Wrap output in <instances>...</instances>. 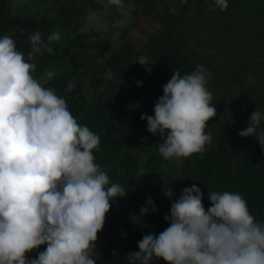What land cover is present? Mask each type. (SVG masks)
Listing matches in <instances>:
<instances>
[{
    "label": "trees",
    "instance_id": "obj_1",
    "mask_svg": "<svg viewBox=\"0 0 264 264\" xmlns=\"http://www.w3.org/2000/svg\"><path fill=\"white\" fill-rule=\"evenodd\" d=\"M8 2L0 0V36H11L25 55L31 50L28 37L35 31L45 42L49 34L60 32V41L51 45L53 53L35 57L34 75L44 83V73L55 71L44 86L63 85L62 97L73 116L100 137L95 162L127 191L126 197L110 202L96 241V264H128L126 257L139 251L143 235H158L169 226L164 217L171 203L193 184L201 188L206 210L209 191L239 193L256 220L264 222V151L254 137L238 135L252 112H264V0H228L225 11L209 7L212 0H123L137 18L115 36L94 30L81 33L83 7L77 1L53 0L48 12L38 16L11 15ZM140 17L153 25L142 48L129 37ZM141 56L151 64L150 73L147 65L137 62ZM197 65L212 74L207 87L217 115L205 129L212 135L207 151L181 165L163 159L160 135L148 132L147 121L140 117L154 115L155 103L175 70L183 76ZM69 81L75 84L71 91L66 90ZM132 104L137 106L130 108ZM170 189L172 198L165 196ZM149 196L157 212L149 210L134 223L131 216L140 214ZM45 249L42 245L26 256L37 258Z\"/></svg>",
    "mask_w": 264,
    "mask_h": 264
},
{
    "label": "clouds",
    "instance_id": "obj_2",
    "mask_svg": "<svg viewBox=\"0 0 264 264\" xmlns=\"http://www.w3.org/2000/svg\"><path fill=\"white\" fill-rule=\"evenodd\" d=\"M109 3L118 11L124 6L123 0ZM209 7L225 11L228 0H212ZM46 39L38 30L32 33L25 55L11 36H0V264H96V241L110 202L126 197L127 191L95 162L99 135L78 123L54 88L44 86L55 71L44 73V83L34 75L35 57L52 54L60 32ZM137 62L151 72L147 57ZM211 75L200 65L183 76L175 70L154 115H141L147 131L160 135L163 159L182 165L211 145L212 135L205 131L217 115L207 87ZM74 87L69 81L66 90ZM262 123L264 112L257 108L238 135L254 137L264 151ZM165 196L172 198L173 191ZM208 199L206 210L200 187L183 188L164 217L169 226L158 235H143L139 251L126 257L128 264L161 259L166 264H264V222L256 220L244 197L209 191ZM149 210L157 212L150 196L132 221L142 220ZM42 245L46 249L37 258H27L26 253Z\"/></svg>",
    "mask_w": 264,
    "mask_h": 264
},
{
    "label": "flooded vegetation",
    "instance_id": "obj_3",
    "mask_svg": "<svg viewBox=\"0 0 264 264\" xmlns=\"http://www.w3.org/2000/svg\"><path fill=\"white\" fill-rule=\"evenodd\" d=\"M51 1H53V0H26V1L25 0H18V3H14V0H9V2L7 4V10H8V13L11 15L25 16L27 14H31L34 16H38L39 14H42L45 10L48 12V10L50 9V6H51ZM75 1H77L78 5L81 4L83 7L81 22L79 21L80 24L83 23V21L85 20L87 15L91 12V10H97V9L99 11L101 18L107 14L110 15V18L111 17L114 18L116 16H126L127 15L126 17L128 18V20L130 22L128 25L125 26V28L130 27L132 24V19L137 18L134 16L133 7L128 6V5H124L123 8L119 10L120 12H118L116 6L111 5L109 3V0H70V2H75ZM108 7L110 8L111 12L106 14L105 9ZM141 18H143V17L136 19V26L132 25L133 28H137V24L139 22V19H141ZM146 21L148 22L150 27L153 26L150 21H148V20H146ZM125 28H121L120 26L110 25L107 27V29L101 28L98 31H102L107 36L110 34L115 36V35L119 34L121 31H123ZM92 30H94V29H92ZM94 31H96V30H94ZM129 37H130V34H129Z\"/></svg>",
    "mask_w": 264,
    "mask_h": 264
},
{
    "label": "rangeland",
    "instance_id": "obj_4",
    "mask_svg": "<svg viewBox=\"0 0 264 264\" xmlns=\"http://www.w3.org/2000/svg\"><path fill=\"white\" fill-rule=\"evenodd\" d=\"M14 3H18V0H14ZM105 12L106 14L110 13V8H106ZM126 16H116L114 18H110V15L107 14L101 18L98 9L91 10V12L87 15L83 23L80 24L79 29L81 30V33H89L92 29L98 31L101 28L107 29V27L110 25L125 28V26L128 25L130 22ZM152 31L153 28L150 27L148 22L144 18H141L139 19L137 28H132L129 34L130 38L133 40L135 45L138 48H142V44L147 40V34L151 33ZM54 89L56 90V93L59 96L65 95V89L62 84L55 86Z\"/></svg>",
    "mask_w": 264,
    "mask_h": 264
}]
</instances>
